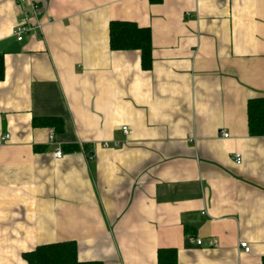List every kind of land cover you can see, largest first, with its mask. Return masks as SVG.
I'll list each match as a JSON object with an SVG mask.
<instances>
[{"label":"crops","instance_id":"1","mask_svg":"<svg viewBox=\"0 0 264 264\" xmlns=\"http://www.w3.org/2000/svg\"><path fill=\"white\" fill-rule=\"evenodd\" d=\"M30 1L42 26L17 41L18 0H0V264L59 241L94 264H157L162 247L177 264H261L247 101L264 97V0ZM111 20L149 28L151 68L109 48ZM47 116L64 130L32 125Z\"/></svg>","mask_w":264,"mask_h":264},{"label":"trees","instance_id":"2","mask_svg":"<svg viewBox=\"0 0 264 264\" xmlns=\"http://www.w3.org/2000/svg\"><path fill=\"white\" fill-rule=\"evenodd\" d=\"M109 48L114 50L136 49L140 52V62L143 69L152 66L151 33L147 27H138L132 21L111 20L109 23ZM4 75L3 54L0 53V80ZM248 131L255 136L264 135V97L252 98L247 101ZM32 125L48 126L54 133L64 130L60 117L33 118ZM75 241H59L37 246L24 254L31 264H94L80 261L76 256ZM157 264H177L175 248L162 247L157 250ZM264 264V257L261 260Z\"/></svg>","mask_w":264,"mask_h":264},{"label":"built area","instance_id":"3","mask_svg":"<svg viewBox=\"0 0 264 264\" xmlns=\"http://www.w3.org/2000/svg\"><path fill=\"white\" fill-rule=\"evenodd\" d=\"M18 5L20 7L19 9V19L17 20L16 25L13 28L12 34L16 38L17 41H22L23 36L26 34H29L31 36H34L37 34L38 31H40L42 22L38 21L40 16L44 15V12L46 10V7L43 3L38 1H30V0H18ZM184 14H188L187 11L184 12ZM122 131L126 134L127 133V127L122 126ZM221 134L223 137H228L229 133L225 131H221ZM51 137V134H50ZM5 138H8L7 135H5ZM114 145H118V142H114ZM55 158H61L63 156V153L59 148L56 149L54 152ZM234 161L236 163H241V155L239 153L234 154ZM200 240L197 241L198 244H200ZM239 247H241L245 252H249V246L244 241H239L238 243Z\"/></svg>","mask_w":264,"mask_h":264}]
</instances>
